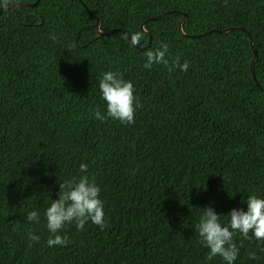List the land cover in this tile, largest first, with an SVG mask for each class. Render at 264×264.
<instances>
[{
	"label": "trees",
	"instance_id": "trees-1",
	"mask_svg": "<svg viewBox=\"0 0 264 264\" xmlns=\"http://www.w3.org/2000/svg\"><path fill=\"white\" fill-rule=\"evenodd\" d=\"M19 2L36 0L9 5ZM97 20L102 33L116 31L98 36ZM161 41L187 72L143 67ZM107 71L135 87L133 125L93 118L94 108L106 113L98 83ZM81 163L101 188L106 225L69 224L70 243L50 248L44 212ZM249 195L264 198V0H40L3 10L0 264H225L208 259L195 225L205 206L227 224ZM32 210L39 223L26 220ZM29 231L40 237L32 246ZM235 243L234 264H264V241L237 234Z\"/></svg>",
	"mask_w": 264,
	"mask_h": 264
},
{
	"label": "clouds",
	"instance_id": "clouds-1",
	"mask_svg": "<svg viewBox=\"0 0 264 264\" xmlns=\"http://www.w3.org/2000/svg\"><path fill=\"white\" fill-rule=\"evenodd\" d=\"M20 3H16L17 6ZM13 5L15 4L9 5V0L0 3V15L4 9L13 11L17 8L16 6L13 10H9ZM50 38L55 41L57 36L52 34ZM133 39L140 41L143 37L137 33ZM72 47L75 48V45ZM144 57L143 67L145 69H151L153 65H163L168 72L177 69L187 72L189 69V62L181 63L179 56L170 59L169 45L163 41L158 47L145 51ZM98 87L101 99L106 103V113H102L99 107L94 108L92 110L93 118L101 123L111 119L122 125H133L137 109L142 107L135 94L133 83L125 80L122 73L107 71L102 74ZM79 171L82 173L79 177H73L59 184L58 198L51 200L50 206L44 212L46 227L50 234L47 245L50 248L65 247L70 243L69 237L62 234L69 224L74 223L79 231H83L88 222L101 229L106 225L104 204L100 199L101 188L97 185L95 177L89 176L87 164L81 163ZM246 204V210L233 208L228 213L227 224L220 222L221 215L217 214L212 207L205 206L201 209L195 230L199 236L200 244L209 249L208 259L219 256L225 264H234L240 251V247L235 243L237 234L244 240L255 238L264 241V198L249 195ZM40 218L41 214L37 210L29 211L26 216V220L32 223H39ZM27 235L29 246L40 240V237L31 231ZM248 255L250 259L257 258L255 252H250Z\"/></svg>",
	"mask_w": 264,
	"mask_h": 264
},
{
	"label": "water",
	"instance_id": "water-1",
	"mask_svg": "<svg viewBox=\"0 0 264 264\" xmlns=\"http://www.w3.org/2000/svg\"><path fill=\"white\" fill-rule=\"evenodd\" d=\"M38 1L39 0H37L36 2H34V3H28V2H21L20 3V5H22V6H25V7H35L36 5H37V3H38ZM18 4H15V5H13V6H11L10 8H9V10H13L14 9V7H16ZM161 16H163V14L162 15H158V16H156V17H151V18H149V20L150 21H155V20H157V19H159ZM187 19V17L186 16H184V18L182 19V20H180V22L178 23V29H179V32H180V34L181 35H184L183 34V32H182V24L184 23V21ZM98 22V25H97V29H96V31H97V33H98V36H102V35H110V34H113L116 30H111V31H107V32H105V33H102L100 30H99V21H97ZM141 30H142V32L144 33V34H148L144 29H143V26L141 27ZM232 29H227V30H224L222 33L223 34H226V33H229L230 31H231ZM239 31H244L242 28H239L238 29ZM123 35H126V32L125 31H120ZM127 36V35H126ZM249 45H250V47H251V51H252V55H253V57H252V59H251V61H250V73H251V76H252V78H253V80H254V82H255V84H256V86H258V84H257V82L255 81V77H254V75H253V63L256 61V59H257V52H256V50L255 49H253V43H252V40L249 38ZM144 49V48H143Z\"/></svg>",
	"mask_w": 264,
	"mask_h": 264
}]
</instances>
